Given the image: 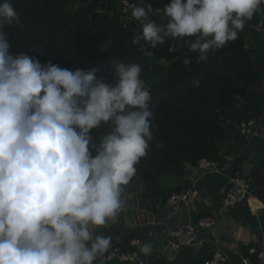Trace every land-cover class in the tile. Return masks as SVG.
<instances>
[{"label": "clouds", "instance_id": "clouds-1", "mask_svg": "<svg viewBox=\"0 0 264 264\" xmlns=\"http://www.w3.org/2000/svg\"><path fill=\"white\" fill-rule=\"evenodd\" d=\"M261 5L170 0L154 10L140 0L131 11L142 28L138 51L151 58L165 37L194 38L188 50L196 55L183 64L207 62L210 50L237 40ZM160 11L163 25L150 18ZM6 25L24 27L8 0L0 3V264H106L112 237L94 233L117 220L154 139L142 67L113 59L110 82L96 68L42 64L11 51ZM105 125L110 130L94 137ZM153 248L146 242L139 253L148 257Z\"/></svg>", "mask_w": 264, "mask_h": 264}, {"label": "trees", "instance_id": "trees-1", "mask_svg": "<svg viewBox=\"0 0 264 264\" xmlns=\"http://www.w3.org/2000/svg\"><path fill=\"white\" fill-rule=\"evenodd\" d=\"M77 1L8 0L24 25L4 27L11 51L32 54L42 64L51 61L71 70L96 68L98 77L110 82L111 60L141 65V78L153 97L154 139L148 155L136 165L135 176L146 183L144 198L158 203L154 187L160 175L180 174L186 165L195 167L205 159L220 161V144L226 132L223 115L234 110L237 99L248 98L257 78L247 38L240 32L237 40L228 42L223 49L210 50L207 62L185 66L183 60L196 55L188 50V42L194 38L165 37L166 43L151 49V58L145 57L136 43L142 37L139 23L125 26L119 14L99 10V0H81L78 6ZM109 1L113 8V0ZM146 3L156 10L163 9L170 0ZM260 9L264 16V5ZM159 16L165 24L167 17L162 11ZM109 130L105 125L94 130L93 135L98 138ZM243 163V158L237 159L235 168L241 169ZM178 191L166 190L162 200L167 201ZM142 231L122 235L124 245L143 239Z\"/></svg>", "mask_w": 264, "mask_h": 264}, {"label": "crops", "instance_id": "crops-1", "mask_svg": "<svg viewBox=\"0 0 264 264\" xmlns=\"http://www.w3.org/2000/svg\"><path fill=\"white\" fill-rule=\"evenodd\" d=\"M114 8V7H113ZM112 9V7H111ZM108 11V10H105ZM161 24L159 15L153 17ZM264 22L262 10L246 22L244 32L247 38V50L252 56L257 78L247 99H239V104L232 111L223 115L225 121V136L221 141L220 161L224 170L220 173L204 174L194 167L185 166L180 174L166 173L157 179L154 187L159 202L152 198H144L146 183L139 177H134L126 186L125 206L117 220L106 228L97 229L94 234L111 236L113 242L122 240V235L133 230H143L142 241L154 244L153 252L146 257L149 264H205L212 259L216 251H222L226 262L222 264H244V258H251L250 250L258 248L264 236V186L259 178H264ZM256 122V132L259 134L250 143L241 135L236 125ZM235 155L236 158H233ZM239 155V157H237ZM239 158L250 165L251 176L242 169L231 167ZM229 166V167H228ZM239 170L253 181L256 191L243 204L232 208L223 205L224 193L233 170ZM257 181V182H255ZM194 184L195 191L190 206L177 215H169L163 195L166 190H181ZM218 216V224L208 230H201L205 240L203 246L184 247L179 251L167 250V242L177 225L196 221L206 216ZM98 258L95 264H99ZM106 264H117L109 263Z\"/></svg>", "mask_w": 264, "mask_h": 264}, {"label": "built area", "instance_id": "built-area-1", "mask_svg": "<svg viewBox=\"0 0 264 264\" xmlns=\"http://www.w3.org/2000/svg\"><path fill=\"white\" fill-rule=\"evenodd\" d=\"M139 3L140 0H113L115 12L120 15V20L124 22L125 26L131 23H138L132 17L131 11L132 7ZM157 15H160V12H155L150 18L156 17ZM261 27L264 29V22ZM236 127L248 143L259 134V132H256L255 121L243 122L236 125ZM262 138L264 139V131L262 133ZM234 166L233 164L231 167L234 168ZM194 168L204 174L220 173L224 170V166L221 163L206 159L199 161ZM261 173L264 174V169H261ZM253 187L252 180L247 179L241 171L234 169L224 193V207L229 209L246 202L253 196ZM194 191L195 187L193 184L192 186H186L180 191L170 195L166 202L169 215H177L188 208L193 199ZM217 224L218 216L212 215L202 217L196 221L177 225L167 242V250L179 251L184 247L203 246L205 240L201 237L200 231L211 229ZM144 243L145 242L141 239H133L130 241L129 245L126 246L122 240H118L111 246L107 254V256L111 258L108 259L107 262L117 264H149L147 263L146 257L139 253V249ZM250 254L255 260L253 261L248 257L244 258V264H264V236L259 247L252 248ZM226 260L222 251H216L212 259L205 264H222L226 262Z\"/></svg>", "mask_w": 264, "mask_h": 264}, {"label": "rangeland", "instance_id": "rangeland-1", "mask_svg": "<svg viewBox=\"0 0 264 264\" xmlns=\"http://www.w3.org/2000/svg\"><path fill=\"white\" fill-rule=\"evenodd\" d=\"M79 4H81V0H78L76 5L78 6ZM98 7H99L98 9L101 11L108 10L111 14L116 13L114 8L111 9V1H109V0H99L98 1ZM151 19H153V18H151ZM161 25H163V22L161 23Z\"/></svg>", "mask_w": 264, "mask_h": 264}, {"label": "water", "instance_id": "water-1", "mask_svg": "<svg viewBox=\"0 0 264 264\" xmlns=\"http://www.w3.org/2000/svg\"><path fill=\"white\" fill-rule=\"evenodd\" d=\"M236 104H239V99H237ZM237 157H239V155H237ZM233 158H236L235 155ZM250 165L248 163H243L242 164V169L246 172L247 176H251V172H250ZM259 182L261 186H264V178H259ZM253 191H256V188L253 187ZM122 212V211H121Z\"/></svg>", "mask_w": 264, "mask_h": 264}]
</instances>
